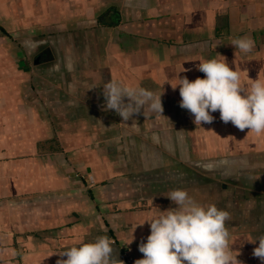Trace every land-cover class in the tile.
<instances>
[{
  "label": "crops",
  "instance_id": "1",
  "mask_svg": "<svg viewBox=\"0 0 264 264\" xmlns=\"http://www.w3.org/2000/svg\"><path fill=\"white\" fill-rule=\"evenodd\" d=\"M245 36L249 54L231 45ZM220 56L245 86L264 79V0H0V264H57L105 235L116 262L143 256L176 189L227 211L233 254L261 264L264 136L219 111L197 126L173 88ZM113 79L161 94L163 112L105 111Z\"/></svg>",
  "mask_w": 264,
  "mask_h": 264
},
{
  "label": "clouds",
  "instance_id": "2",
  "mask_svg": "<svg viewBox=\"0 0 264 264\" xmlns=\"http://www.w3.org/2000/svg\"><path fill=\"white\" fill-rule=\"evenodd\" d=\"M231 45L244 54L256 48L255 41L247 36L233 39ZM220 57L199 63L198 70L205 74L204 78L197 77L194 81L179 78L178 85L172 86L174 89L179 86V106L194 116L197 126L211 124L214 121L211 113L219 111L225 124L231 122L240 131L249 129L256 137L264 136V79L258 77L245 86L240 72ZM66 68L72 71L73 64L67 63ZM103 96L104 110H114L123 121L139 113L141 107L153 114L163 112L161 94L122 85L115 79L104 85ZM166 196L177 207L146 220L150 235L146 243L139 245L143 258L135 264H241L237 259L239 252L234 255L230 245L227 211L215 204L202 205L183 189L172 190ZM258 241L252 255L264 264V235ZM113 243L106 235L94 242H81L59 253L67 259L58 260L57 264H117L112 258Z\"/></svg>",
  "mask_w": 264,
  "mask_h": 264
},
{
  "label": "built area",
  "instance_id": "3",
  "mask_svg": "<svg viewBox=\"0 0 264 264\" xmlns=\"http://www.w3.org/2000/svg\"><path fill=\"white\" fill-rule=\"evenodd\" d=\"M143 256H137L130 250H126L121 254L120 260L117 261V264H135V261L142 259Z\"/></svg>",
  "mask_w": 264,
  "mask_h": 264
}]
</instances>
